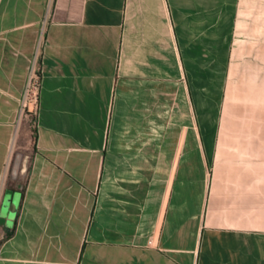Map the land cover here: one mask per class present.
<instances>
[{
	"label": "crops",
	"instance_id": "0c3cea01",
	"mask_svg": "<svg viewBox=\"0 0 264 264\" xmlns=\"http://www.w3.org/2000/svg\"><path fill=\"white\" fill-rule=\"evenodd\" d=\"M0 264H264V0H0Z\"/></svg>",
	"mask_w": 264,
	"mask_h": 264
},
{
	"label": "built area",
	"instance_id": "2783aa9c",
	"mask_svg": "<svg viewBox=\"0 0 264 264\" xmlns=\"http://www.w3.org/2000/svg\"><path fill=\"white\" fill-rule=\"evenodd\" d=\"M37 52H35L24 84L23 92L19 98L17 109V120L28 114L32 117L33 123L38 112L40 76L38 72ZM149 244L151 242L149 241Z\"/></svg>",
	"mask_w": 264,
	"mask_h": 264
},
{
	"label": "water",
	"instance_id": "95a60500",
	"mask_svg": "<svg viewBox=\"0 0 264 264\" xmlns=\"http://www.w3.org/2000/svg\"><path fill=\"white\" fill-rule=\"evenodd\" d=\"M5 202L3 205V212L6 214V217L9 218L10 212H11V203Z\"/></svg>",
	"mask_w": 264,
	"mask_h": 264
}]
</instances>
